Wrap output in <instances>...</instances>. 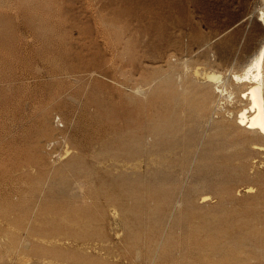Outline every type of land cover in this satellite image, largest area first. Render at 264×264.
<instances>
[{"label":"rangeland","instance_id":"1","mask_svg":"<svg viewBox=\"0 0 264 264\" xmlns=\"http://www.w3.org/2000/svg\"><path fill=\"white\" fill-rule=\"evenodd\" d=\"M263 12L264 0H0V264H187L171 255L227 236L264 264V138L233 123L248 100L231 76L259 51ZM212 72L228 89L204 107L194 85ZM191 131L223 138L205 145L213 169L200 171ZM173 137L186 154L161 155ZM174 155L186 164L164 175Z\"/></svg>","mask_w":264,"mask_h":264},{"label":"bare ground","instance_id":"2","mask_svg":"<svg viewBox=\"0 0 264 264\" xmlns=\"http://www.w3.org/2000/svg\"><path fill=\"white\" fill-rule=\"evenodd\" d=\"M263 14H264V12H263ZM261 15V16H259V21H261L262 22V24H263V26H264V15ZM261 47H260V49H259V51H257L251 58H250V60L248 61V62H246L245 63V65H243L244 67L242 68V72H233L232 73V78H233V80L235 81V82H237V83H235V84H239V85H237V86H239V87H242L243 85H247L246 86V88H241V89H243L242 91H241V94H242V96L244 97V98H246L247 100H248V104H247V106H245V107H243V108H241L240 110H238V114H237V117H234L235 118V120H234V124L236 125V127L237 128H239V129H242V130H245V131H251L252 133H254L256 136H258V137H261V138H264V39H263V41H262V44L260 45ZM170 58V57H169ZM173 59V58H172ZM176 60V59H175ZM173 62H174V60H173ZM184 62V61H183ZM168 64V63H167ZM244 64V63H243ZM184 69V68H183ZM186 71V70H185ZM182 72V71H181ZM231 72V71H230ZM202 73V72H201ZM159 74V73H158ZM184 74H185V72H184ZM209 74V73H208ZM180 75V74H179ZM182 75V74H181ZM186 75V74H185ZM188 75V74H187ZM186 75V76H187ZM170 76V75H169ZM203 76V75H202ZM183 77V76H182ZM182 77H181V79H180V77H178L179 79H180V83H179V87H184V85H186V84H188V83H186V82H184L183 83V79H182ZM168 79H169V77H167ZM195 78V77H194ZM192 79H193V77H192ZM197 79V78H196ZM196 79H194V81L193 80H191L190 82H195V80ZM170 80H171V78H170ZM188 80V76H187V79H186V81ZM205 81V80H204ZM203 81V82H204ZM227 81V80H226ZM226 81H224L223 80V74L222 73H215V72H212V73H210L209 75H208V77H207V82L206 83H204V84H195L194 86H196L195 87V89H197L198 90V92L195 90V92L197 93L196 95H198V98H201V100L199 99V102L201 103L202 102V100H203V102L212 94V93H214L215 95L214 96H218V98H220V99H222L224 96H225V94H226V91H227V87H228V85H226L227 83H225ZM123 83V82H122ZM125 83V82H124ZM131 83V82H130ZM178 83V82H177ZM189 85H191V84H189ZM122 86V85H121ZM120 86V87H121ZM178 86V85H177ZM164 87V89L166 88L165 86H163ZM170 87V86H169ZM174 87H176V86H174ZM188 87V86H187ZM245 87V86H244ZM171 88V87H170ZM170 88H167V89H165V91L166 90H168V89H170ZM177 88V87H176ZM175 88V89H176ZM191 88V87H190ZM238 88V87H237ZM181 89V88H180ZM194 89V88H193ZM240 89V90H241ZM131 90V89H130ZM138 90V89H137ZM173 90H174V88L172 89V92H171V94L173 93ZM164 91V92H165ZM169 91V90H168ZM167 91V92H168ZM171 91V90H170ZM178 91V90H177ZM191 91V90H190ZM181 92H183V91H181ZM230 92H231V90H230ZM175 93V92H174ZM173 93V94H174ZM168 93H166V95H167ZM182 94V93H181ZM181 94L180 95H178V97H182L181 96ZM194 94V93H193ZM232 94V93H231ZM240 94V95H241ZM195 95V96H196ZM234 95V94H233ZM169 96V95H168ZM167 96V97H168ZM175 95H173L172 97H174ZM183 96H185V95H183ZM195 96L194 95H190V99H194L195 98ZM165 97V96H164ZM192 97H194V98H192ZM210 97H212V96H210ZM209 97V99L208 100H210L211 98ZM184 98V97H183ZM187 98V97H186ZM189 98H187V99H189ZM216 98V97H215ZM228 98V97H227ZM168 99V98H167ZM172 99V98H171ZM187 99H186V102H187ZM212 99H213V97H212ZM220 99H217V101H219ZM173 101H174V99H172ZM176 100H178V98L176 99ZM194 100H196V99H194ZM100 101V100H99ZM181 101V100H180ZM211 101V100H210ZM176 102V101H175ZM182 102H185V101H182ZM189 102V101H188ZM187 102V103H188ZM202 102V103H203ZM206 102V101H205ZM208 102V101H207ZM212 102V101H211ZM214 102V101H213ZM216 102V101H215ZM214 102V103H215ZM186 103V104H187ZM189 103H191V102H189ZM209 103V104H208ZM208 103H206V104H208V106L210 105V102H208ZM221 103V102H220ZM104 104V103H103ZM206 104H204L203 103V105H205L204 107H206ZM216 104H217V102H216ZM215 104V105H216ZM183 105H184V103H183ZM190 105V104H189ZM189 105H188V107H187V109L189 108ZM199 105V104H198ZM246 105V104H245ZM187 106V105H186ZM186 106H184V107H186ZM207 106V107H208ZM217 106V105H216ZM163 107V106H162ZM193 107V106H192ZM191 107V108H192ZM218 107V106H217ZM183 108V107H182ZM194 108V107H193ZM201 108V107H200ZM199 108V110L201 111V109ZM210 108V107H209ZM209 108H208V110H209ZM184 109V108H183ZM186 109V108H185ZM192 110H194V109H192ZM206 110V109H205ZM208 110H206V112L208 111ZM185 111V110H184ZM191 111V110H190ZM195 112L197 113L198 111H196L195 110ZM177 113H179V112H177ZM227 113V112H226ZM180 114V113H179ZM179 114H177V115H179ZM198 115H199V113H197ZM203 113H201V115H202ZM106 115V114H105ZM205 115V114H204ZM206 115H208V114H206ZM235 116V115H234ZM172 117V116H171ZM198 117H200V116H198ZM206 117V116H205ZM178 118V117H177ZM212 119V118H211ZM211 119H210V121H211ZM168 120L170 121L171 119L169 118V119H167V123H168ZM209 120V119H208ZM46 121V120H45ZM180 121V120H179ZM182 121V120H181ZM232 121V120H231ZM111 122V121H110ZM165 122V121H164ZM171 122H172V120H171ZM226 122V119H224V121H222L221 122V125H217L216 126V130L218 129H220V128H222L223 127V125L222 124H224ZM163 123V122H162ZM169 124H172V123H169ZM173 124H175V123H173ZM179 124V123H178ZM207 124V123H206ZM160 125H162V124H160ZM165 125V124H164ZM179 126V125H178ZM177 126V127H178ZM209 126V125H208ZM207 126V127H208ZM46 127V126H45ZM162 127H163V125H162ZM166 127H169V126H166ZM47 128H49L48 126H47ZM84 128V127H83ZM157 128V127H156ZM176 128V127H175ZM194 128V127H193ZM67 129V128H66ZM155 129V128H154ZM167 129V128H166ZM191 129V128H190ZM190 129H187V130H189V132H190ZM196 129H198V128H196ZM45 130L46 129H44L43 131L45 132ZM164 130V129H163ZM215 130V129H214ZM218 130L216 131L217 132V134H219V132H218ZM153 131V130H152ZM193 131V130H192ZM192 131H191V134H193L192 136H191V134L189 135V137L188 138H186V140H185V144H186V142H187V146L189 145L190 147H194V148H196L195 150L197 151V152H200V154L202 155V156H200V158H198L199 160H200V164L198 165L199 166V168H201L200 169V171L202 170V171H205V169H207V168H210L211 167V164L210 163H207V162H209V161H207V162H205V163H203L202 162V160H204V159H207V160H210L211 158H214V157H212V155H214V154H212L213 153V150L211 151L210 149H206V146L205 145H209L210 147L212 146V147H214L212 144H210V143H212V142H214V141H216V140H213V136L212 137H199V140L198 139H196L195 137H197V134H195L197 131H195V132H193L192 133ZM204 131H205V129H204ZM224 131V130H223ZM159 132V131H158ZM164 132H165V130H164ZM81 133V132H80ZM154 133V132H153ZM159 133H161V132H159ZM200 133V132H199ZM206 133V132H205ZM214 133V132H213ZM212 133V134H213ZM96 134V133H95ZM173 134V133H172ZM186 134H187V132H186ZM196 136H195V135ZM201 135H202V133H200ZM156 135H157V133H156ZM167 135V134H166ZM175 135V134H174ZM180 135H181V133H180ZM183 135H184V133H183ZM162 137H164L163 136V134L161 135ZM214 136H216V138H217V135H214ZM228 136V135H227ZM61 137H62V135H61ZM87 137V136H86ZM161 137V138H162ZM166 137V136H165ZM177 137V136H176ZM176 137H173V139L171 138V140L170 141H164V140H162V142L164 141V142H166L165 144H164V146H163V143H161L160 142V144H162V145H160V146H162V149H161V152L160 151H158V152H160V153H162L161 155H163V152L162 151H167V153H165L164 155H166V154H169V152H173L175 155L177 154V148L178 147H180V149H179V151H181V146H179L181 143H180V141H184V139L183 140H180L179 141V139L178 138H176ZM185 137V136H184ZM197 137V138H198ZM161 138H160V136H159V138H158V140H161ZM167 138V137H166ZM174 138H176V140L174 139ZM206 138V139H205ZM221 138V137H220ZM226 138V137H225ZM224 138V139H225ZM63 139V138H62ZM167 139H170V137L169 138H167ZM180 139H182V138H180ZM196 139V140H195ZM218 139H219V137H218ZM218 139H217V141H218ZM223 139V138H222ZM222 139H219L220 141L222 140ZM158 140L156 141V142H158ZM195 140V141H194ZM213 140V141H212ZM216 141V143H218ZM227 141V140H226ZM226 141H223L224 143L226 142ZM95 143V142H94ZM159 143V142H158ZM222 142H219V145L221 144ZM223 143V144H224ZM228 143H231V142H227V143H225V145L226 144H228ZM110 144V143H109ZM108 144V145H109ZM183 144V143H182ZM181 144V145H182ZM185 144H183V145H185ZM223 144H221V145H223ZM182 145V146H183ZM216 145V144H215ZM218 145V144H217ZM224 145V146H225ZM223 146V147H224ZM155 147V146H154ZM164 147V148H163ZM184 147V146H183ZM182 147V148H183ZM200 148H202V150L200 151L199 149ZM214 148H216L217 149V147H214ZM213 148V149H214ZM129 149V148H128ZM165 149V150H164ZM186 149V148H185ZM184 148H183V150H185ZM136 151V150H139L138 152H140L141 153V151H140V149H133V151ZM157 150H159V148L157 149ZM182 150V151H183ZM192 150V149H191ZM129 151V150H128ZM132 151V152H133ZM143 151V150H142ZM165 151V152H166ZM181 151V152H182ZM193 151H194V149H193ZM192 151V152H193ZM180 152V153H181ZM186 152H187V150H186ZM222 152V151H221ZM186 154L185 153V151H183L182 152V154ZM216 153V152H215ZM134 154V153H133ZM179 154V153H178ZM181 154V155H182ZM219 154H221V153H219ZM229 154V153H228ZM227 154V155H228ZM173 155V154H172ZM171 156L172 158H169L170 159V161H168V162H164V165L166 166H164L165 167V169L164 170H166L165 171V173H164V175H167V176H170V175H173L174 174V172L173 171H170V168H171V166L173 165V164H182V163H179L178 161L180 160L181 161V159H179L177 156ZM191 155V154H190ZM198 155H199V153H198ZM223 155H225V154H223ZM183 156V155H182ZM194 156H196V157H193V158H191V160L192 159H194L195 160V158L197 159V154L196 155H194ZM222 156V155H221ZM220 155L218 156L219 158L221 157ZM226 156V155H225ZM230 156V155H229ZM169 157V156H168ZM232 157V156H231ZM222 158V157H221ZM224 158V157H223ZM222 158V159H223ZM225 158H227V156L225 157ZM224 158V159H225ZM165 159H166V157H165ZM215 159V158H214ZM231 158H229V160H230ZM164 160V159H163ZM189 160V159H188ZM217 159H215V161H216ZM220 160V159H219ZM186 162V160H185V158H184V160L183 161H181V162ZM224 160H222V162H223ZM183 163L182 165H185L186 163ZM198 162V161H197ZM220 162V161H219ZM193 163V162H192ZM199 163V162H198ZM217 163H218V161H217ZM217 163L215 162L214 163V161H213V166H214V164H216V166H217ZM66 164V163H65ZM68 164H70V163H68ZM204 166H203V165ZM210 164V165H209ZM224 164H226V163H224ZM228 164V163H227ZM72 165H74V164H72ZM188 165V164H187ZM192 165H195V167H197L196 165L197 164H192ZM220 165V164H219ZM218 165V166H219ZM210 166V167H209ZM229 166V165H228ZM186 167H188V166H186ZM194 167V168H195ZM221 167V166H220ZM219 167V168H220ZM175 168H178L176 165H175ZM212 168V167H211ZM222 168V167H221ZM225 168V167H224ZM196 169V168H195ZM213 169V168H212ZM214 169H216L217 170V168H215V166H214ZM252 169H254V168H252ZM223 170V169H222ZM83 171V170H82ZM174 171H176V170H174ZM219 171H221V170H219ZM219 171H218V173H219ZM206 172V171H205ZM223 172V171H222ZM221 173V172H220ZM220 173H219V175H220ZM203 174V173H202ZM256 175V174H255ZM213 176V175H212ZM188 177V176H187ZM207 178L209 177V176H206ZM206 177H203V178H205L206 179ZM256 177V176H255ZM259 177V176H258ZM163 178V177H162ZM168 178H170V180L169 179H167L166 178V181L167 180H169L170 182H171V179L173 178V177H168ZM179 178V177H178ZM202 178V179H203ZM254 178V177H253ZM201 179V180H202ZM257 179V178H256ZM159 180V179H158ZM157 180V181H158ZM161 181H159L158 183H160V182H162L163 183V181H165V179L163 180V179H160ZM163 180V181H162ZM200 180V181H201ZM260 181H259V183L262 181V178L261 179H259ZM169 181H167V183L169 182ZM172 181H175V180H173L172 179ZM176 181H178L179 182V179L177 180L176 179ZM264 181V180H263ZM199 182V181H198ZM207 182V181H206ZM208 182H209V178H208ZM172 183V182H171ZM189 183V182H188ZM196 183V182H195ZM202 183H203V181H202ZM201 183V184H202ZM143 184V183H142ZM164 184H165V182H164ZM201 184H197L196 186H193V192L195 191V192H198V191H200V186H202L203 187V185H201ZM133 185V184H132ZM169 185V184H168ZM159 186V185H158ZM164 185H162V187H163ZM207 186V185H206ZM208 186H210V185H208ZM172 187H174V186H172ZM172 187H171V189H172ZM148 188V187H147ZM161 188V187H160ZM166 188V187H165ZM179 188V187H178ZM182 188V187H181ZM181 188H179V191H181L182 189ZM192 188V187H191ZM262 188H263V186H262ZM149 189V188H148ZM147 189V190H148ZM158 189V188H157ZM186 189V188H185ZM161 190H163V189H161ZM188 190V189H187ZM186 190V191H187ZM202 190V189H201ZM206 190V189H205ZM219 190V189H218ZM217 190V191H218ZM173 192H175L176 191V194H177V192H179V191H177V187H175V190H172ZM186 191H184V193H186ZM207 191H212V189L210 190H207ZM207 191L206 192H204V193H207ZM170 192V191H169ZM182 192V191H181ZM190 192V191H189ZM189 192L187 191V193L185 194V196L183 197V198H185L187 201L189 200V202L191 203V202H193L192 200L194 199L191 195H189ZM192 192V193H193ZM80 193V192H79ZM123 193V192H122ZM168 193V192H167ZM166 193V194H167ZM172 193V192H171ZM184 193H182V194H184ZM191 193V192H190ZM261 193V192H260ZM176 194H174V195H176ZM181 194V195H182ZM200 194V193H199ZM173 195V194H172ZM174 195H173V197H174ZM177 195H179V197H180V194L178 193ZM193 195V194H192ZM81 196V195H80ZM194 196V195H193ZM195 196H198L197 194L195 195ZM210 197V195L209 194H206L205 196H204V199H208ZM212 197V196H211ZM168 198H169V200H171L170 199V195L168 196ZM175 199L174 200H176V201H174L173 203H172V201H171V203L173 204V207H174V203H175V205L177 204L178 206H180V204H181V206L183 205V204H185L184 203V200H181V199H183L182 197L180 198V199H176V198H178V197H174ZM198 198V197H197ZM165 200V199H164ZM182 201H183V204H182ZM221 201H223V199L221 200ZM225 201V200H224ZM166 202V201H165ZM194 203V202H193ZM203 203V202H202ZM187 204H188V202H187ZM220 204H221V202H220ZM165 206H166V203L164 204ZM163 205V206H164ZM189 205H191V204H189ZM195 205H196V202H195ZM195 205H193L194 207H195ZM221 205H223V202H222V204ZM220 205V206H221ZM167 206H170V207H172V205H167ZM218 206V205H217ZM169 207V208H170ZM197 207H199V206H197ZM200 207H201V205H200ZM132 208V207H131ZM167 208V207H166ZM174 208H176V207H174ZM173 208V209H174ZM196 208V207H195ZM218 208H219V206H218ZM151 209V208H150ZM172 209V208H171ZM153 210V209H152ZM176 210V209H175ZM180 210V209H179ZM257 210H259V209H257ZM260 210H261V208H260ZM259 210V211H260ZM259 211H256V212H259ZM89 212V211H88ZM173 212H174V210H173ZM256 212H255V215L254 216H258L257 214H256ZM261 212V211H260ZM262 212H263V209H262ZM152 213V211L150 212V214ZM154 211H153V213H152V215H154ZM182 214V213H181ZM246 214V213H245ZM174 215V214H173ZM263 215V214H262ZM262 215H260V217L262 216ZM151 216V215H150ZM177 217H175L177 220H178V218L179 217H183L182 215L180 216L179 215V217H178V215H176ZM187 216V215H186ZM248 217V216H247ZM254 218L253 216H250V218ZM259 217V216H258ZM181 218H179V219H181ZM234 218V220H236L235 218L236 217H233ZM152 219H153V217H152ZM176 219H175V224H176V222H178V221H176ZM185 219V221L187 220V219H189V218H183L182 220H184ZM197 219H199V218H197ZM202 219V218H201ZM240 219H242V218H240ZM246 219V218H245ZM256 218H254V220H255ZM258 219V218H257ZM261 219H263V218H261ZM192 220H193V217H192ZM191 220V221H192ZM223 220L224 219H222V223L220 222V223H218L219 225L220 224H223ZM226 220H228V219H225V221ZM232 220V219H231ZM258 220H260V219H258ZM152 221V220H151ZM151 221H150V223H151ZM188 221V220H187ZM194 221V220H193ZM198 221V220H197ZM196 221V222H197ZM202 221H204V220H202ZM216 221H218V220H216ZM238 221H239V219H238ZM245 221V220H244ZM249 221H251V220H249ZM180 222H181V220H180ZM199 222V221H198ZM201 222V221H200ZM227 222V221H226ZM231 222V221H230ZM240 222V221H239ZM239 222H238V224H239ZM242 222H243V220H242ZM264 222V221H263ZM185 223V222H184ZM225 223V222H224ZM232 223V222H231ZM254 223H259V222H254ZM254 223H252V224H254ZM152 224V223H151ZM154 224H156V223H153L152 224V226H154ZM169 224V223H168ZM206 224H207V221H206ZM214 224H215V222H214ZM217 224V223H216ZM227 224V223H226ZM226 224H224L223 226L225 227V225ZM236 224H237V222H236ZM238 224H237V227H238ZM245 224V223H244ZM246 224H248V223H246ZM262 224V223H261ZM146 225V224H145ZM173 225V224H172ZM178 225H181L180 223L178 224ZM191 225H192V223H191ZM209 225V224H208ZM207 225V226H208ZM211 225V224H210ZM229 225V227L231 226L230 224H228ZM233 225H235V224H233ZM242 225V224H241ZM251 225V224H250ZM259 225H260V223H259ZM183 226V225H182ZM195 226V225H194ZM202 226H204V224H202L201 225V227ZM217 226V225H216ZM221 227H222V225H220ZM240 226V225H239ZM248 226V225H247ZM257 226V225H256ZM263 226V225H262ZM261 226V227H262ZM146 227V226H145ZM168 227V226H167ZM197 227V226H196ZM206 226H204V228H205ZM212 227H214V226H212ZM226 227H228V226H226ZM225 227V228H226ZM232 227V226H231ZM244 227V226H243ZM252 227V226H251ZM153 228V227H152ZM163 228V227H162ZM179 228H180V226H179ZM194 228V227H193ZM208 228H209V226H208ZM236 228V227H235ZM245 228V227H244ZM250 228V227H249ZM248 227L246 228V229H249ZM149 229H151V226H150V228ZM148 229V230H149ZM182 229H183V227H182ZM215 229H216V227H215ZM215 229H213V230H215ZM218 229V228H217ZM227 229H230V228H227ZM241 229V228H240ZM239 229V230H240ZM243 229V228H242ZM242 229L240 230V231H242ZM261 229V228H260ZM192 230V229H191ZM194 230V229H193ZM238 230V231H239ZM160 231V230H159ZM162 231V230H161ZM172 232H175V231H177V230H171ZM182 231V230H181ZM203 231V230H202ZM237 231V230H236ZM243 231H244V229H243ZM163 232H164V230H163ZM180 232V231H179ZM192 232V231H191ZM194 232V231H193ZM198 232H200V231H198ZM249 232V231H248ZM151 233V232H150ZM155 233V235L154 236H156V233H159L158 231L156 232H152V234H154ZM225 233V232H224ZM236 234H237V232H235ZM234 233V234H235ZM250 233V232H249ZM180 234V233H179ZM181 234H182V232H181ZM192 234H194V233H192ZM198 234V233H197ZM197 234L195 235V236H197ZM232 234V233H231ZM258 234H259V232H258ZM164 236H165V234H163ZM162 235V236H163ZM184 235V234H183ZM183 235H181L182 237H183ZM186 235V234H185ZM184 235V236H185ZM198 235H200V234H198ZM221 235V234H220ZM224 235V234H223ZM233 235V234H232ZM149 236V235H148ZM154 236L152 237V238H154ZM190 236V235H189ZM188 236V237H189ZM238 236V235H237ZM150 237V236H149ZM159 237H161V235L159 236ZM178 237H180V235L178 236ZM177 237V238H178ZM193 237V236H192ZM241 237V236H240ZM181 238V237H180ZM149 239V238H148ZM158 239V238H157ZM162 239V238H161ZM161 239L160 240H155V242L157 243L155 246L156 247H158V245H159V242L161 241ZM179 239V238H178ZM184 239V238H183ZM194 239V238H193ZM193 239H191V240H193ZM249 239V238H248ZM149 240H151V239H149ZM173 240H177V239H173ZM172 240V241H173ZM181 240V239H180ZM188 240V239H187ZM191 240H190V244H193L194 242H191ZM238 240V239H237ZM146 241V240H145ZM169 241V240H168ZM205 241V240H204ZM251 241V240H250ZM155 242L153 243V244H155ZM164 243V247H163V254H164V256H162L165 260L164 261H167L166 260V258H165V256L167 255V253H168V247L165 245L166 243H168L167 241H161V243ZM171 242V241H170ZM206 242L207 243H205V242H201V243H199V241L198 242H195L194 243V247H193V249H188V248H185V249H178L179 251H177L176 253L174 252V255L172 256L171 255V258L172 259H177V258H179L180 256L181 257H190V261L187 263V264H248V262L251 260V257H252V255L251 254H253L252 252H251V254L250 253H248V252H245V248L243 249V245H239L238 246V244H236L237 242H236V239H234L233 237H229V236H227V238L226 239H217L215 242H212L211 240L210 241H208V240H206ZM252 242H253V240H252ZM255 242V241H254ZM149 242L147 241V244H148ZM173 243V242H172ZM172 243H171V247H172ZM188 243V244H189ZM197 243V244H196ZM246 242H245V240L244 239H241V244H245ZM146 244V243H145ZM174 244V243H173ZM180 245H181V242L179 243ZM186 244V243H185ZM239 244H240V242H239ZM151 245H152V241H151ZM150 245V247H149V244H148V248L150 249H152V248H154V247H152ZM187 245V244H186ZM183 246V245H182ZM182 246H177L176 248H180V247H182ZM245 246V245H244ZM155 247V248H156ZM184 247H185V245H184ZM191 247V246H190ZM249 248H250V246H249ZM252 248V247H251ZM254 248V247H253ZM162 249V248H161ZM256 249V248H255ZM147 250V249H146ZM176 250V249H175ZM174 250V251H175ZM257 250V249H256ZM260 250V249H259ZM152 251H153V249H152ZM159 251H161V250H159ZM169 251H171V249L169 250ZM246 251H248V250H246ZM171 252H173V251H171ZM147 253V252H146ZM150 253V252H149ZM148 254V253H147ZM151 254V253H150ZM160 254V253H159ZM166 254V255H165ZM176 254V255H175ZM258 253H256V255H257ZM138 255V254H137ZM139 255H141L140 253H139ZM138 255V256H139ZM154 255L157 257L158 256V254L156 255V254H154L153 253V257H154ZM160 256H161V254H160ZM168 256V255H167ZM170 256V255H169ZM261 256H262V253H261ZM264 256V255H263ZM254 258H255V255L253 256ZM252 257V258H253ZM150 258H152V256H150ZM261 258L262 257H260V261H261ZM155 259V258H154ZM167 259H170L169 257L167 258ZM250 259V260H249ZM159 260H161V259H159ZM186 260V261H187ZM259 260V259H258ZM258 260H257V262H258ZM170 261V260H169ZM255 261V260H254ZM157 262H158V259H157ZM170 262H172V261H170ZM179 262V261H178ZM253 262V261H252ZM158 263H161V262H158ZM163 263H165V264H168L169 262H163ZM162 263V264H163ZM181 263V262H180ZM184 263V262H183ZM264 263V262H263ZM174 264V263H173ZM175 264H176V262H175ZM178 264V263H177ZM252 264V263H251ZM261 264V263H260Z\"/></svg>","mask_w":264,"mask_h":264}]
</instances>
